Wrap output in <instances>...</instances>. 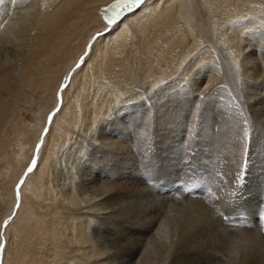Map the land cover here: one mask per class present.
Instances as JSON below:
<instances>
[{
  "label": "bare ground",
  "instance_id": "obj_1",
  "mask_svg": "<svg viewBox=\"0 0 264 264\" xmlns=\"http://www.w3.org/2000/svg\"><path fill=\"white\" fill-rule=\"evenodd\" d=\"M120 5L0 0V264L41 188L33 264H264V0Z\"/></svg>",
  "mask_w": 264,
  "mask_h": 264
},
{
  "label": "rangeland",
  "instance_id": "obj_2",
  "mask_svg": "<svg viewBox=\"0 0 264 264\" xmlns=\"http://www.w3.org/2000/svg\"><path fill=\"white\" fill-rule=\"evenodd\" d=\"M144 1L145 0H143V2ZM121 5L123 6V8L124 7L125 8L122 9ZM121 5H120L121 6L120 9L124 10L126 12L132 8V6H131L132 0H126V1L121 0ZM113 6L114 5H111L109 8H113ZM198 13H199V15L202 16L204 13V10L199 8ZM138 30L136 31L137 32L136 35L138 37L137 45L138 44L142 45L143 38H142V36H140V30L139 31ZM255 35L256 36H253L251 38V40L254 38L253 42L262 41V39L264 40V38L260 35V33L255 34ZM234 84L237 85L238 83H234ZM223 85L226 86V84H223ZM74 95H76V93H74L73 95L70 94V97L72 98ZM86 103L88 104L89 102H86ZM85 104H83L81 107H79V110H78L79 112L82 113V110L85 108ZM35 111H37V110H35ZM25 116H26L27 120L29 122H31V120L33 118L32 115L29 113V114H26ZM59 122H60V120H59ZM67 130L69 131V134H68L69 137L73 138L74 136H77V135H75V131L73 128L67 127ZM25 165H27V164H25ZM29 166H28V168H29ZM59 168H60V165H59ZM41 192H42V196L38 197V198L31 197V194H29V193L26 195L25 210L23 211V213H22L21 217L19 218V221L17 222V224H15V229L17 231L12 230V232H11L10 237L12 238V244H11L12 246H11V250H10V259L14 260L13 259L14 258V252H15V248L17 246V243H18V246L22 249L21 250L22 255H21V258L18 259L19 260L18 264H33L30 259H31V257H33L34 254H36L37 251L41 252L40 255L41 254L43 255L42 252L44 251V249L42 248L41 243L36 240V236L38 233L42 234L43 229L41 227L44 224H46L47 221H51V218L55 217V215L51 214L52 209L48 208L47 201H45V197L43 196L44 191L42 188H41ZM7 207L8 206L3 207V208L0 207V216L3 213H5ZM30 208L34 210V216L29 223H24V219H27V214H28L27 209H30ZM31 223L36 224V225L31 226L32 225ZM38 225H41V227H38ZM21 229L23 230V232L21 233V235L18 238L17 243H16V240H15L17 237L16 232L19 233V231Z\"/></svg>",
  "mask_w": 264,
  "mask_h": 264
},
{
  "label": "snow or ice",
  "instance_id": "obj_3",
  "mask_svg": "<svg viewBox=\"0 0 264 264\" xmlns=\"http://www.w3.org/2000/svg\"><path fill=\"white\" fill-rule=\"evenodd\" d=\"M143 2V0H132V8H136L138 7L141 3ZM116 20H111V18H109V20H107V24L111 23H115Z\"/></svg>",
  "mask_w": 264,
  "mask_h": 264
},
{
  "label": "water",
  "instance_id": "obj_4",
  "mask_svg": "<svg viewBox=\"0 0 264 264\" xmlns=\"http://www.w3.org/2000/svg\"><path fill=\"white\" fill-rule=\"evenodd\" d=\"M33 163H35V161H34ZM31 167H32V164H31ZM3 227H5V226L3 225ZM2 230H3V228H2ZM1 243H2V244L0 245V246H1L0 249L2 248V246H3V244H4V241L2 240Z\"/></svg>",
  "mask_w": 264,
  "mask_h": 264
}]
</instances>
